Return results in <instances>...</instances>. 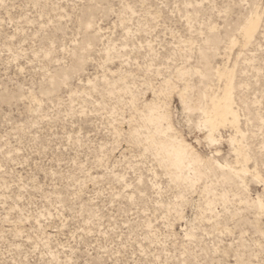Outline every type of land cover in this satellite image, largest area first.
I'll return each mask as SVG.
<instances>
[{
  "label": "rangeland",
  "instance_id": "obj_1",
  "mask_svg": "<svg viewBox=\"0 0 264 264\" xmlns=\"http://www.w3.org/2000/svg\"><path fill=\"white\" fill-rule=\"evenodd\" d=\"M262 179L264 0H0V264H264Z\"/></svg>",
  "mask_w": 264,
  "mask_h": 264
},
{
  "label": "bare ground",
  "instance_id": "obj_2",
  "mask_svg": "<svg viewBox=\"0 0 264 264\" xmlns=\"http://www.w3.org/2000/svg\"><path fill=\"white\" fill-rule=\"evenodd\" d=\"M261 14L258 9H254L251 14L246 18L243 24L240 27L241 37L243 38L244 44H248L255 39L260 23H261ZM240 43V40L237 37L230 39V45L235 46ZM228 68H220L218 72H225ZM210 103L207 107L203 108V112L206 116L205 123L211 127V130H208V135L213 139L212 129L216 128L218 125H225L228 122L236 124L238 131L242 133L240 129L241 116L237 107V103L233 95V77L230 76L226 88L223 94L212 93L209 95ZM185 147L193 149V147L187 143L184 139ZM237 153L236 163L243 162L240 166L232 165V168L238 173L241 177L246 176L247 173L253 172L255 175L260 176V173L255 169L251 170L248 165V159L244 156L239 148H235ZM263 196V195H262ZM261 195L258 196V203L264 211V199Z\"/></svg>",
  "mask_w": 264,
  "mask_h": 264
},
{
  "label": "snow or ice",
  "instance_id": "obj_3",
  "mask_svg": "<svg viewBox=\"0 0 264 264\" xmlns=\"http://www.w3.org/2000/svg\"><path fill=\"white\" fill-rule=\"evenodd\" d=\"M260 182H261L262 184H264V179H262Z\"/></svg>",
  "mask_w": 264,
  "mask_h": 264
}]
</instances>
